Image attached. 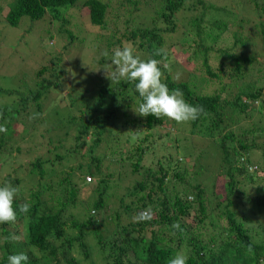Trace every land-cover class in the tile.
<instances>
[{
  "label": "trees",
  "instance_id": "trees-1",
  "mask_svg": "<svg viewBox=\"0 0 264 264\" xmlns=\"http://www.w3.org/2000/svg\"><path fill=\"white\" fill-rule=\"evenodd\" d=\"M113 1L0 0V23L18 27L23 17L40 20L49 27L48 39H54L68 23L69 12L78 8L89 27L109 30L97 34L101 39L94 49L99 55L107 50L111 56L117 48L136 45L134 52L141 59L155 58L168 64L170 57L163 48L165 37L176 30L179 15L188 10L190 17L182 18L184 29L179 42L186 50L194 46L191 57L193 61L202 59L208 75L203 81L214 83L218 89L198 92L189 85L190 81L174 80L168 68L162 66L168 88L181 90L187 102L202 106L206 113L198 120L179 124L181 129H177V123L167 118L138 115L135 111L142 98L135 82L123 79L99 84L90 93L78 91L73 95L76 90L69 86V102L64 107L57 103L43 108L48 96L55 94L52 103L57 101L56 95L65 84L64 71L55 54L35 69L23 68L18 86L4 88L0 84V125L7 129L0 132V186L10 183L19 188L14 202L16 222L0 224V264H8L7 257L19 252L27 254L28 264H168L178 252L187 255V264H264V165L250 160L254 149H261L264 158V141L256 139L264 137V123L239 122L241 117L256 113L264 121V69L257 58L264 57V0H231L237 7H218L215 0ZM141 3L149 4L147 18L138 11ZM209 10L215 20L207 28L203 23ZM217 15L220 17L215 18ZM55 22H60L57 30L53 28ZM222 26L228 28V43L216 47L225 37L206 28ZM75 27L76 33L64 30L70 40H76L73 43L83 44L84 39L79 41L77 35L79 26ZM255 42L261 50L256 49ZM161 49L163 54L155 55ZM10 51L11 47L0 48V76L12 77L15 67L25 62L11 58ZM211 52L222 58L217 70L208 63ZM101 57L100 61L106 58ZM222 71L228 82L223 81ZM4 94L9 97L7 103ZM254 101L259 105L255 106ZM42 113L46 117L40 122L53 121L65 129L64 138L50 143L52 147L48 148H63V154L56 152L53 159L37 156L2 177L4 166L16 160L12 152L23 150L18 142L24 137L17 133L14 123L25 122L24 115ZM34 124L35 120L30 129L35 128ZM182 125L190 127V137L184 136ZM158 126L172 128L162 133L167 138L159 146L153 131ZM106 133L113 138L104 136ZM68 141L69 146H65ZM102 143L105 148L99 149ZM115 143L120 146L119 156L104 165L108 146ZM158 149L161 155L141 169L144 157ZM192 154L195 156L187 169ZM121 158L128 161L135 183L125 187L119 206H124V213L130 216L147 208L154 215L142 222L130 218L126 224H120V216L116 215L118 230L113 231V240L105 241L102 231L95 228L99 227L96 221L100 210L107 207L105 201L112 196L116 178L114 171L104 170L116 167ZM56 159L73 164L68 170L58 171L54 167ZM86 187L91 191L82 198L79 191ZM248 188H253L254 195ZM205 199L214 200L209 211ZM244 201L251 212L239 216L236 207ZM24 202L31 205L27 214L19 213ZM195 204L198 214H194ZM75 207L79 209L73 212ZM252 215L257 219L253 229L246 225L253 220ZM105 216L108 215L103 212L101 223ZM174 222L182 231L172 228ZM91 236L97 238L92 244ZM4 237L9 239L5 241Z\"/></svg>",
  "mask_w": 264,
  "mask_h": 264
},
{
  "label": "rangeland",
  "instance_id": "rangeland-1",
  "mask_svg": "<svg viewBox=\"0 0 264 264\" xmlns=\"http://www.w3.org/2000/svg\"><path fill=\"white\" fill-rule=\"evenodd\" d=\"M146 1V0H145ZM148 1V0H147ZM146 1V2H147ZM116 3V0L113 1ZM215 2L218 3V7L224 6L225 4H231L233 6L237 7V4L234 3V1L231 2V0H215ZM221 4V5H219ZM148 3H141V7L138 11L142 12V15L145 14L146 18L149 15V11L151 10L148 7ZM200 9L198 10V13H200ZM70 16L67 18L68 23H66L64 26L61 27L60 32H57V35L54 39H48V36L46 32H48V26H44L42 21H30L28 17H23L21 20V23L18 27H12L7 24L0 23V48H8L11 47V58L17 59L18 61L24 60L25 62L21 64L20 66L15 67V72L12 74V77H9L7 75H1L0 76V84L4 86V88L10 87V86H18L21 82V78L24 75L23 68H37L39 63L46 62L48 63L50 57H52L54 54L59 57V66L64 71V78H65V84L61 88V90L56 95V102L52 103V99L55 96V94H52L48 96L47 99H45L43 108H48V105L53 104H60L64 107L69 101V98L67 97V90H69V86L73 87L76 91L73 92L74 94H77L78 91L82 92H92L94 89L99 87V84L101 85H108L110 82H112L108 76H111L112 71L114 70V65L110 63L111 56L105 58V60L100 61L102 58L101 55H99L98 52H95L94 45H96L100 41V37L97 36L98 32L104 34L108 32L109 30H104L101 28H91L88 26L87 20L84 17V15L81 13V11L78 10V8H75L74 10L70 11ZM213 14L212 11L209 10L204 15V25L209 28V23H213L215 20L214 17L211 15ZM200 16L203 17V14L200 13ZM190 17V13L188 10H185L182 14L179 15V21H178V27L175 31H172L168 33L165 37V44L163 45V48L168 51L170 60L168 63V71L172 78L176 81H190L189 85L196 87V90L199 92L203 89L206 91L215 90L218 89L216 85L212 82L205 83L202 78L208 77L206 74L205 68L203 66L202 59L198 61H193L194 59L191 57L193 47L191 44V48L189 50H186L185 47L181 45L179 42V39H181V32L184 29L181 25L183 23L182 18H185L186 20ZM220 17L219 15L215 16V18ZM182 20V22H181ZM23 25V26H21ZM25 25L29 27L30 29L27 30L25 28ZM75 25L79 26L78 31V37L79 41L83 40V44L79 43H73L76 40H70L68 34L65 32L64 29H69L73 33L77 31ZM84 25V27H83ZM60 22H55L53 25L54 30H57L59 28ZM96 27V26H92ZM225 26H222L221 29H218L216 27H212L211 32L220 33L223 37H225V41H220L216 43V47H225V45L228 43V28H224ZM122 30V28H121ZM40 36L43 38L41 39ZM221 36V38H222ZM72 45L70 46V44ZM256 49L259 48L258 42H255ZM8 46V47H7ZM134 51H136L137 46L134 45L132 47ZM187 48V47H186ZM97 53V54H95ZM10 58V59H11ZM258 59H260V62L263 66H261L262 70L264 69V57L257 56ZM222 60V58L219 56V54L215 52H211L209 55L208 63L210 64L211 68L217 70V66L219 62ZM98 70V71H97ZM192 73V74H191ZM225 71L221 72V77L223 81L228 82L229 79L227 75L225 74ZM264 73V71H263ZM177 75H179V78L177 79ZM72 89V88H71ZM225 95V92L224 94ZM4 102H9V97L6 96V94L3 95ZM253 104L255 106L259 105L258 101H254ZM25 122L20 123L19 121L14 123L15 128L17 129V133L23 136L24 138L22 140H19V144L23 148L20 152L13 151L12 157H15L16 160H12L10 163L6 164L4 166V170L2 171L1 175L2 177L7 174H13V172L18 169L19 165L22 163L30 162L31 160L35 159V157L40 155L50 156L51 159L54 158V154L61 153L63 154L64 149H56V150H48V148L51 146L50 143H56L57 140L64 138L65 129L63 127H57L56 123L53 121H45L40 122L43 118L46 117V113H42L40 115H24ZM37 116V117H35ZM40 116V117H39ZM35 120V124L33 127L34 129H30V125L32 121ZM260 120L262 123H264L262 116L258 113L252 115L249 118L241 117L240 123L241 125H248L253 121H256V123H259ZM38 121V123H37ZM23 124H25L23 126ZM188 124V123H187ZM184 131L185 137H190L191 131L190 127L188 125H182ZM175 128H179V124L177 123L175 125ZM167 129L172 130V128H165V126H158L155 127L153 130L155 133L154 140L159 144L163 139L167 138V136L162 137V133H165ZM257 134V133H256ZM161 136V138H158L157 136ZM104 136H107L108 138L112 139L113 135L106 133ZM251 138V136H249ZM13 138V137H12ZM259 142L264 141L263 136H258L256 138ZM10 142H14L13 140H10ZM109 142V141H108ZM15 143V142H14ZM70 142H66L65 146H69ZM124 145V144H122ZM110 146H112L110 148ZM159 146V145H158ZM52 147V146H51ZM120 146L118 144H109L105 150H107V155L103 160L104 165H108L113 163L112 159L119 156V148ZM105 148V146L102 145L99 147V149ZM98 149V150H99ZM126 148H124L125 150ZM255 153H253L252 157L250 156V160L254 162L257 165H264V158L262 157V150L261 149H254ZM112 154L110 155L109 153ZM161 155V150L158 149L157 153L148 155L144 157L141 165L142 168H145L151 164V162L155 161L156 158H158ZM195 154L189 155L190 160L187 163L186 167L187 169L191 168V160L194 158ZM122 157H124V154L122 153ZM118 165L114 168H111L109 170L104 171H114V177L116 178V184L111 189L112 196L109 195L108 198L105 201V205L107 206L104 211L100 210L99 219H97L96 223L99 225L100 232L104 234L102 236L103 240H113L114 233L113 231L118 230V225H115L117 223L116 221V215L120 216L118 218V222L120 224H126L129 219L131 218L133 220L134 216H130V214L124 213V206H119V199L122 194L126 193V186H133L135 183L133 180V177L130 176V167L128 164V161L121 158L118 160ZM73 164L70 161H67L65 159L54 160V167L58 171H65L68 170V166ZM126 171V172H125ZM118 172H123V174H117ZM86 179H89L85 177ZM93 180V179H92ZM171 186V185H170ZM89 191H91V188H84L82 191H79V196L82 198L88 197ZM248 191L250 194H253V188H248ZM252 191V192H251ZM25 194V193H24ZM210 194V193H209ZM192 196V195H191ZM126 202L129 201V198H125ZM195 203V202H194ZM212 203L214 204V200H206L205 199V206L206 211H209L212 208ZM133 206H136V201H133ZM79 208L75 207L73 212H76ZM238 210L239 216H245L251 210L249 207H247V201H244L242 204H240L238 207H236ZM194 214H198L197 211V205L195 204L194 207ZM72 211V210H71ZM103 212L107 214L108 216H105V221L101 223L103 218ZM193 215V214H192ZM191 217L188 219L190 222L193 221V218ZM252 221L247 222L246 225L251 227L252 229L257 227V219L256 216H251ZM209 219V218H208ZM92 228V227H91ZM99 233V232H98ZM118 238V236H115ZM97 238L91 236L89 241L92 244V241L96 240ZM73 255H76L73 253Z\"/></svg>",
  "mask_w": 264,
  "mask_h": 264
},
{
  "label": "clouds",
  "instance_id": "clouds-1",
  "mask_svg": "<svg viewBox=\"0 0 264 264\" xmlns=\"http://www.w3.org/2000/svg\"><path fill=\"white\" fill-rule=\"evenodd\" d=\"M163 50H158L155 55L160 56ZM108 57L107 50L101 53ZM110 63L114 65V70L108 78L111 81L119 82L121 79L127 82H135V89L142 98V102L135 111L142 117L149 115L156 119L167 118L178 124L188 123L198 120L205 115V110L200 105H192L184 99V95L179 89H169L164 82L163 68H168V64L161 60L149 58L141 59L136 55L131 46L117 48L112 53ZM98 71V70H97ZM179 75H177V79ZM7 129L0 125V132H6ZM19 195V188L6 183L0 186V224H12L17 220V209L14 202ZM31 208L30 203L24 202L19 206V213L27 214ZM151 208L142 210L133 217L134 222L148 221L153 218ZM172 228L182 231L180 224L174 222ZM9 238L4 237L7 241ZM28 256L23 252L10 254L7 257L8 264H28ZM188 257L183 253H176L168 264H187Z\"/></svg>",
  "mask_w": 264,
  "mask_h": 264
}]
</instances>
